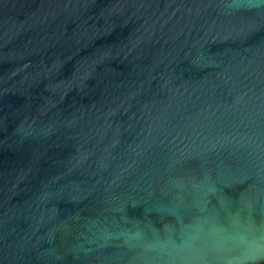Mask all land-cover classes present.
<instances>
[{"label":"water","instance_id":"95a60500","mask_svg":"<svg viewBox=\"0 0 264 264\" xmlns=\"http://www.w3.org/2000/svg\"><path fill=\"white\" fill-rule=\"evenodd\" d=\"M264 263V0H0V264Z\"/></svg>","mask_w":264,"mask_h":264},{"label":"trees","instance_id":"16d2710c","mask_svg":"<svg viewBox=\"0 0 264 264\" xmlns=\"http://www.w3.org/2000/svg\"><path fill=\"white\" fill-rule=\"evenodd\" d=\"M262 264H264V263H262Z\"/></svg>","mask_w":264,"mask_h":264}]
</instances>
